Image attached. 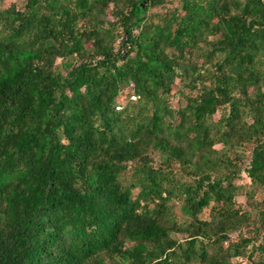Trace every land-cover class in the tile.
I'll use <instances>...</instances> for the list:
<instances>
[{
    "label": "trees",
    "instance_id": "1",
    "mask_svg": "<svg viewBox=\"0 0 264 264\" xmlns=\"http://www.w3.org/2000/svg\"><path fill=\"white\" fill-rule=\"evenodd\" d=\"M0 264H264V0H0Z\"/></svg>",
    "mask_w": 264,
    "mask_h": 264
},
{
    "label": "rangeland",
    "instance_id": "2",
    "mask_svg": "<svg viewBox=\"0 0 264 264\" xmlns=\"http://www.w3.org/2000/svg\"><path fill=\"white\" fill-rule=\"evenodd\" d=\"M60 61V60H59ZM180 80L179 79H177L176 80V85L174 86V89H173V93L174 92H176L177 91V88L179 87V85H180V82H179ZM124 94V93H123ZM139 98V97H138ZM177 98H179V96H175L174 97V100H173V97H172V100H173V104H176L177 105V103H176V99ZM137 100V99H136ZM125 101H126V103H125V105L128 103V98H125ZM217 147H221V144H218L217 145ZM241 182L243 183V182H247L246 181V178H244L243 180H241ZM238 201H240V202H242V203H245V202H247V198H246V194H245V191H240V193H239V195H238ZM206 213L208 214L209 213V210H207L206 211Z\"/></svg>",
    "mask_w": 264,
    "mask_h": 264
},
{
    "label": "built area",
    "instance_id": "3",
    "mask_svg": "<svg viewBox=\"0 0 264 264\" xmlns=\"http://www.w3.org/2000/svg\"><path fill=\"white\" fill-rule=\"evenodd\" d=\"M138 97H139L138 94L133 93V94L128 98V100H129V99H130V100H136V99H138ZM125 98H127V96H126L125 94H123V95H122V99L117 103V106H116V108H117L118 110H121L122 108H124L125 103H126Z\"/></svg>",
    "mask_w": 264,
    "mask_h": 264
}]
</instances>
